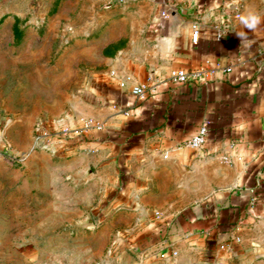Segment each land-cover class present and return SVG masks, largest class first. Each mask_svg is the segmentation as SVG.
Here are the masks:
<instances>
[{"label":"crops","instance_id":"crops-1","mask_svg":"<svg viewBox=\"0 0 264 264\" xmlns=\"http://www.w3.org/2000/svg\"><path fill=\"white\" fill-rule=\"evenodd\" d=\"M143 2L97 50V213L139 248L264 256V0Z\"/></svg>","mask_w":264,"mask_h":264},{"label":"rangeland","instance_id":"rangeland-1","mask_svg":"<svg viewBox=\"0 0 264 264\" xmlns=\"http://www.w3.org/2000/svg\"><path fill=\"white\" fill-rule=\"evenodd\" d=\"M142 3L0 0V264H264L139 248L97 213V50Z\"/></svg>","mask_w":264,"mask_h":264},{"label":"built area","instance_id":"built-area-1","mask_svg":"<svg viewBox=\"0 0 264 264\" xmlns=\"http://www.w3.org/2000/svg\"><path fill=\"white\" fill-rule=\"evenodd\" d=\"M199 38V30L197 28L194 29L193 32V41L197 42ZM197 74L194 73V75L190 72H187L185 70H175L173 72V79L177 82H185L189 80L191 77L196 76ZM134 92L140 96H144L145 90L143 87H136L134 89ZM208 133H209V127L206 123L202 124L197 132L193 134L189 139H188V145L194 147V148H200L202 147L205 142L207 141L208 138ZM224 248V245L221 246Z\"/></svg>","mask_w":264,"mask_h":264},{"label":"trees","instance_id":"trees-1","mask_svg":"<svg viewBox=\"0 0 264 264\" xmlns=\"http://www.w3.org/2000/svg\"><path fill=\"white\" fill-rule=\"evenodd\" d=\"M84 137H85L84 139L86 140V139H87V137H86V136H84Z\"/></svg>","mask_w":264,"mask_h":264}]
</instances>
